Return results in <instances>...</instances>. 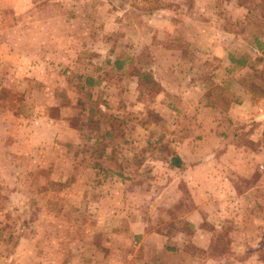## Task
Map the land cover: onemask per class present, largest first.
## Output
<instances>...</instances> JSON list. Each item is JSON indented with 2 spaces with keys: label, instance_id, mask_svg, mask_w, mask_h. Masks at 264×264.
Segmentation results:
<instances>
[{
  "label": "rangeland",
  "instance_id": "rangeland-1",
  "mask_svg": "<svg viewBox=\"0 0 264 264\" xmlns=\"http://www.w3.org/2000/svg\"><path fill=\"white\" fill-rule=\"evenodd\" d=\"M263 47L264 0H0V264H264Z\"/></svg>",
  "mask_w": 264,
  "mask_h": 264
},
{
  "label": "crops",
  "instance_id": "crops-1",
  "mask_svg": "<svg viewBox=\"0 0 264 264\" xmlns=\"http://www.w3.org/2000/svg\"><path fill=\"white\" fill-rule=\"evenodd\" d=\"M176 156H177L179 162L181 163L180 164L181 167H188L187 172L190 174L189 176L191 178L194 176L195 173H199L197 175H200L203 178L209 177V174H205L208 171L203 168L204 166H206L208 164V161H209L208 156H205V157L203 156L201 159H200V157L195 158V156H193V158H195L194 159L195 161H187L188 160L187 158L183 159L181 157V155L178 153ZM197 160H199L200 162ZM187 172H185V173H187ZM196 183H197V185H195V191H193V192H195L197 195H200V197L204 199V197H202V196H206L204 194L206 192H208L207 191L208 189L207 190L202 189V191H199V188H201L202 180H200V182H196ZM199 183H200V187L198 185ZM206 185H207V183H206ZM205 201H206V199H205ZM198 202L199 201H197V204H198ZM201 208H205V204L201 203L200 206L196 207V209L193 210L192 214L193 215L198 214L199 210ZM192 214H190L189 217H186L184 219V221L182 218L179 219V221L180 220L182 221V225L187 224V225L193 226V231L190 235H186V237H185V235L182 234L181 232H172V234H168L167 236L159 235L158 233H152L150 235L142 233V239L153 238L155 243L156 242L159 243L158 247H156V248H158L159 253H160V248L165 247L167 250H169V248H167V246H170V244H171V246H174L175 243H176V247H178V244H180L179 242H181V244L185 243V239H188L190 241V243L194 246V248L205 249L206 247H208V245H209L208 243H210L211 238H213L212 232H209V231L201 228V224H205L206 222H208V218L204 219L201 217H199V218L193 217ZM184 222H186V223H184ZM139 230H141V227H139ZM139 230L137 233H134V234H141V231L139 232ZM199 242H201L203 244H199ZM156 248L151 247L152 250L157 252ZM152 250H151V252L154 253V251H152ZM173 251H174V255L171 256L172 260H173V258L178 256L177 255L178 253L175 250H173ZM154 254H156V253H154ZM155 257H157V255ZM172 260L168 264H172ZM189 260H190V264H193L192 260L197 261V259H195V258L189 259ZM177 262L182 264L181 260H177ZM206 263H208V262H206ZM156 264H165V263H161L160 260H157ZM194 264H197V263L194 262Z\"/></svg>",
  "mask_w": 264,
  "mask_h": 264
},
{
  "label": "trees",
  "instance_id": "trees-1",
  "mask_svg": "<svg viewBox=\"0 0 264 264\" xmlns=\"http://www.w3.org/2000/svg\"><path fill=\"white\" fill-rule=\"evenodd\" d=\"M136 2H140V3H144V4H148V3H154V4H157V0H134ZM136 8H143L142 6H138L137 4H133ZM132 5V6H133ZM145 10H147L146 8H143ZM255 42V41H254ZM253 42V43H254ZM255 47H256V50L257 49H260L261 48V44L260 43H256L255 42ZM261 52H264V47L263 49L261 50ZM228 60L230 63H235V64H240L242 65L243 64V60H235L231 55H228ZM135 76L137 77V81H136V89L138 91H141V87L143 86H148L149 87V92H154V91H160L162 90L161 87L159 86V84L153 80V78L148 75V74H145V73H135ZM85 83L87 85H91V81L89 79H87L85 81ZM169 164L172 166V167H175L177 169H180L181 168V163L179 162L177 156H174L172 155L170 161H169Z\"/></svg>",
  "mask_w": 264,
  "mask_h": 264
}]
</instances>
